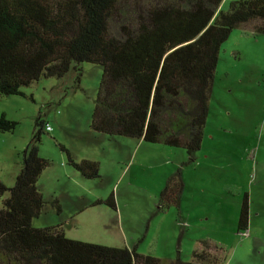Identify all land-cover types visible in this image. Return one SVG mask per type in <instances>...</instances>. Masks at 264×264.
Wrapping results in <instances>:
<instances>
[{"label": "trees", "instance_id": "trees-1", "mask_svg": "<svg viewBox=\"0 0 264 264\" xmlns=\"http://www.w3.org/2000/svg\"><path fill=\"white\" fill-rule=\"evenodd\" d=\"M0 0V97L34 101L24 88L43 80L74 78L81 89V66L103 68L91 129L184 149L190 162L201 149L223 44L235 30L264 35V0ZM48 122L39 117L13 187L0 182V264H224L226 251L199 242L192 260L172 261L70 239L63 225L32 226L48 204L59 214L58 198L46 201L38 188L52 165L39 155ZM19 123L0 116V133ZM46 130V131H45ZM49 133V132H48ZM68 165L88 180L99 179L98 162ZM180 173L167 182L158 213L180 209ZM7 195V197H5ZM117 210L115 196L99 200ZM250 202L245 194L238 233L248 231Z\"/></svg>", "mask_w": 264, "mask_h": 264}, {"label": "rangeland", "instance_id": "rangeland-1", "mask_svg": "<svg viewBox=\"0 0 264 264\" xmlns=\"http://www.w3.org/2000/svg\"><path fill=\"white\" fill-rule=\"evenodd\" d=\"M233 1L239 0H224L218 13ZM81 69L79 90L68 76L24 88L34 101L0 97V116L19 123L14 133H0V182L6 186L15 185L37 119L53 128L44 132L39 145L40 157L52 165L42 173L38 188L46 201L60 200L62 213L47 204L32 226L63 225L73 240L136 248L172 261H191L204 241L224 248V264H264V35L238 29L223 44L194 162L184 149L93 131L103 68L86 63ZM60 145L77 162H98L101 177H82L68 165ZM178 172L184 183L181 207L158 213L161 192ZM245 194L250 224L248 231L238 233ZM112 195L117 210L92 207ZM77 210L84 211L81 222L73 221Z\"/></svg>", "mask_w": 264, "mask_h": 264}, {"label": "crops", "instance_id": "crops-1", "mask_svg": "<svg viewBox=\"0 0 264 264\" xmlns=\"http://www.w3.org/2000/svg\"><path fill=\"white\" fill-rule=\"evenodd\" d=\"M49 124V123H48ZM141 142H140V147H141ZM75 214H77L76 216H74L73 218H74V222H78V221H80L81 222V220H79V219H81V217L84 215V211L83 210H77L76 211V213Z\"/></svg>", "mask_w": 264, "mask_h": 264}, {"label": "built area", "instance_id": "built-area-1", "mask_svg": "<svg viewBox=\"0 0 264 264\" xmlns=\"http://www.w3.org/2000/svg\"><path fill=\"white\" fill-rule=\"evenodd\" d=\"M46 130H47L49 133H52V132H53V128L51 127L50 124H47V126H46Z\"/></svg>", "mask_w": 264, "mask_h": 264}]
</instances>
